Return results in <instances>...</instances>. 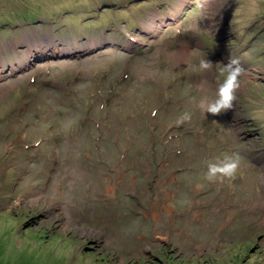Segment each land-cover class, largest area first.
<instances>
[{"label": "rangeland", "instance_id": "rangeland-1", "mask_svg": "<svg viewBox=\"0 0 264 264\" xmlns=\"http://www.w3.org/2000/svg\"><path fill=\"white\" fill-rule=\"evenodd\" d=\"M0 264H264V0H0Z\"/></svg>", "mask_w": 264, "mask_h": 264}, {"label": "clouds", "instance_id": "clouds-1", "mask_svg": "<svg viewBox=\"0 0 264 264\" xmlns=\"http://www.w3.org/2000/svg\"><path fill=\"white\" fill-rule=\"evenodd\" d=\"M220 64V63H217ZM216 65V64H215ZM213 62L207 58H202L199 62V69L207 71L212 69ZM243 68L240 61L236 58L229 57L226 64L218 69V76L222 81L218 84L214 95H209L206 91L199 101V107L204 113L219 115L222 112L232 109L236 100V91L240 87V76ZM202 90H203V86ZM191 86L185 90L188 94ZM192 113L185 111L176 118V124L180 125L190 122ZM241 157L239 153H226L219 157L211 158L207 164V170L203 179L207 182H222L225 179H234L240 169Z\"/></svg>", "mask_w": 264, "mask_h": 264}, {"label": "bare ground", "instance_id": "bare-ground-1", "mask_svg": "<svg viewBox=\"0 0 264 264\" xmlns=\"http://www.w3.org/2000/svg\"><path fill=\"white\" fill-rule=\"evenodd\" d=\"M144 28H146L148 31H150L149 28L147 27V23L144 24ZM52 40H51V42H54ZM46 42L48 43V45H46V47H49V46L53 45L48 38H46ZM55 46L54 47H51V48H48V49H52L55 52H58V51L59 52H62L61 55H66L67 53L71 52L72 49H73L72 45H70V46H63L62 48H60L61 46H57L59 49L58 48H55Z\"/></svg>", "mask_w": 264, "mask_h": 264}]
</instances>
